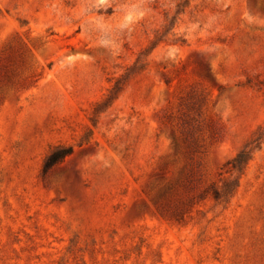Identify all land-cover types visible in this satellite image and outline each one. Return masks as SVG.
Returning a JSON list of instances; mask_svg holds the SVG:
<instances>
[{
    "label": "rangeland",
    "instance_id": "obj_1",
    "mask_svg": "<svg viewBox=\"0 0 264 264\" xmlns=\"http://www.w3.org/2000/svg\"><path fill=\"white\" fill-rule=\"evenodd\" d=\"M0 264H264V0H0Z\"/></svg>",
    "mask_w": 264,
    "mask_h": 264
},
{
    "label": "trees",
    "instance_id": "obj_2",
    "mask_svg": "<svg viewBox=\"0 0 264 264\" xmlns=\"http://www.w3.org/2000/svg\"><path fill=\"white\" fill-rule=\"evenodd\" d=\"M116 88V84L112 87L111 91ZM262 135L260 132H255L253 136L247 140L242 147L237 151V153L229 160L228 164L230 166V171L233 173H238L241 175L248 163V161L252 158V155L256 149L259 148L261 143ZM72 152V146L67 145H55L53 146L49 152L46 154L43 165H42V173L46 174L54 165L62 161L67 155ZM238 184V180H233L231 185L235 188ZM225 184L223 185V191L215 190L214 197L219 199L221 197V193L227 191L225 188Z\"/></svg>",
    "mask_w": 264,
    "mask_h": 264
}]
</instances>
